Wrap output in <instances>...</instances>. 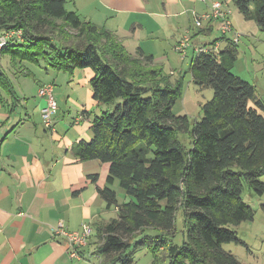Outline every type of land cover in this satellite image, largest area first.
Instances as JSON below:
<instances>
[{
    "label": "trees",
    "instance_id": "16d2710c",
    "mask_svg": "<svg viewBox=\"0 0 264 264\" xmlns=\"http://www.w3.org/2000/svg\"><path fill=\"white\" fill-rule=\"evenodd\" d=\"M67 2L0 0V38L22 33L20 41L11 39L0 49V88L13 97L14 69L44 62L69 75L92 70L94 101L115 103L94 118L92 139L75 147L80 160L109 165L107 186L97 190L117 216L97 229L103 264H133L131 249L147 245L168 264H241L223 245H244L236 228L255 220L243 198L245 187L264 195V101L253 84L233 73L237 45L193 55L192 82L214 95L191 123L173 112L186 74L154 66L142 52L130 54L111 32L68 11ZM231 2L264 32V0ZM181 133L190 136V148ZM115 185L127 201H118ZM179 214L181 244L173 241ZM150 231L156 233L135 242Z\"/></svg>",
    "mask_w": 264,
    "mask_h": 264
},
{
    "label": "crops",
    "instance_id": "0c3cea01",
    "mask_svg": "<svg viewBox=\"0 0 264 264\" xmlns=\"http://www.w3.org/2000/svg\"><path fill=\"white\" fill-rule=\"evenodd\" d=\"M214 1L218 0H70L69 4L70 11L83 21L116 36L130 54L136 56L142 52L152 56L154 66L163 67L175 76L186 71L192 82L189 70L195 49L211 46L214 41L219 44L220 52L231 46L229 38L222 34L219 21L203 22L201 27L194 24L193 15L209 12ZM220 1L231 11L233 27L242 39H255L263 32L231 0ZM187 33L192 41L184 66L186 62L175 47ZM249 48L254 56L258 54L252 45ZM2 63L9 66V59L4 58ZM32 65L27 63L26 70L18 68L11 73L16 88L13 97L0 88V264H103L104 259L96 250V233L113 219L104 217L113 208L104 210L105 203L97 189L107 186L109 165L82 161L76 154L77 143L90 141L93 136V119L87 111L83 113L91 119L89 124L83 120L75 124L77 114L72 120L64 121L66 111L71 114L75 105L71 101L73 94L78 92L81 108L85 107V87L93 71L77 70L69 75L48 69L46 77L33 82ZM25 78L26 87L18 88V80ZM57 81L61 83L59 86ZM48 83L54 84L59 106L53 117V131L43 125L41 110L46 100L38 96L39 88ZM57 91L60 93L56 97ZM59 101H64L66 106L60 109ZM94 175L98 177L96 181ZM115 186L112 188L118 194ZM261 220L264 229V216ZM59 223L70 231H79L84 223H91L93 237L78 251L79 257H72L68 243L54 236L53 228ZM250 230L253 232L252 225ZM263 238L264 234L259 237L261 240L258 236L254 240L262 244ZM242 241L245 244L241 246L247 251L242 261L264 264V248L259 252L252 240Z\"/></svg>",
    "mask_w": 264,
    "mask_h": 264
},
{
    "label": "rangeland",
    "instance_id": "374dc122",
    "mask_svg": "<svg viewBox=\"0 0 264 264\" xmlns=\"http://www.w3.org/2000/svg\"><path fill=\"white\" fill-rule=\"evenodd\" d=\"M70 0H68L66 8L68 11H70ZM235 9V8H233ZM194 20V18H193ZM73 42H75L73 40ZM57 44H60L57 42ZM249 45H252V48H254L255 51H257V55H253V50H250ZM176 50V49H175ZM237 50H238V60L235 63V67L233 69V73L239 77H241L243 80H246L250 82L251 84L255 85L257 88V92L261 99L264 101V32H261L259 36L255 39H248L246 37L241 38L240 43L237 45ZM189 51V50H188ZM177 52V51H176ZM263 52V53H262ZM178 53V52H177ZM179 54V53H178ZM180 55V54H179ZM181 58V55H180ZM182 61L185 60L186 63H184V66L187 65V56L186 59L181 58ZM5 66V65H4ZM8 68V67H7ZM32 72L34 73L35 79H31V81H36L40 80L41 77H46L47 70L49 71L55 70L58 71L54 68H52L48 64H44V62H41L40 65H32ZM6 69V68H5ZM7 70V69H6ZM81 71L80 69H78ZM77 71V70H76ZM92 71V70H90ZM8 72V70H7ZM57 73V72H56ZM58 73H65L62 71H58ZM186 74V80H185V89H184V95L180 97L177 102L174 105L173 112L177 116H188L191 123L196 122V120H200L202 116V104L206 103L207 101L211 100L214 95V91L212 88L209 87H204V88H199L196 86L194 83L191 82L189 73L184 72ZM61 74V75H63ZM48 76V75H47ZM92 78V77H91ZM27 78L25 79H20L16 83L18 88L21 87H26L27 83ZM57 81L56 86H59L61 83ZM53 84V83H52ZM54 85V84H53ZM77 85V83H76ZM87 90V99L86 102L84 103L85 107L81 108L82 102L80 100V97H78V92L76 94H73L71 97L72 104L74 103L71 107L72 113L69 114L68 111H66V118L64 121H70L72 120L73 115L78 117L79 115H85L83 111H87V114L91 117V119L94 120L96 116H100L103 111H112L114 109L115 103L109 104V105H97L93 99H92V88L90 85V82H87V85L85 87ZM91 90V92H90ZM60 91L56 92V97L59 95ZM80 94L82 95V92L80 90ZM55 96V94H54ZM28 101H30V95H27ZM82 98V96H81ZM60 103V109L62 108V105H65V102L59 101ZM81 108L79 110V107ZM69 109V107H68ZM77 110H79L77 112ZM61 115L58 116V118ZM75 117V118H76ZM90 118H85L83 121H86L87 124L90 123L89 120ZM93 122V121H92ZM44 125V124H43ZM88 126V125H87ZM45 127V126H44ZM180 139L183 141L185 146L187 148L191 147V138L188 134L184 133L180 135ZM260 180L264 183V175L261 176ZM115 189L118 191V201L120 203L124 202V199L126 198L124 191L120 189L118 185L115 186ZM243 198L246 203H248L256 212L255 215V220L252 222H244L242 223L239 227L236 228L238 231L239 238L241 240H252L253 244H255V247L259 249V252L264 248V243L260 244L259 242L255 241L254 238L264 234V229H262L263 224L261 226L260 222L262 221L261 218L264 216V195L258 196L254 194L251 190H249L248 186L245 187L244 193H243ZM105 203V211H108L107 204ZM112 209V208H111ZM117 212V211H116ZM114 210L112 209L111 212H108L104 217H108V220L110 218H115L117 215ZM263 222V221H262ZM253 227V232L250 230V227ZM183 218L182 215L179 214L178 219H177V232L175 237L173 238V241L177 244H181L183 240ZM259 232H261V235H259ZM156 232H148V234L145 235H140L135 239V242H138L145 238L147 235L152 236ZM264 239V238H263ZM254 246V245H253ZM243 246L235 244V243H230V244H224L223 248L235 255L241 263L245 264L242 260L246 258L247 251L246 249L242 248ZM83 248V247H82ZM264 251V249H263ZM131 253L133 254V264H168L167 261L164 260H157L153 253L150 251L149 246H144L141 249H131ZM164 253V252H163ZM165 255V253L163 254Z\"/></svg>",
    "mask_w": 264,
    "mask_h": 264
},
{
    "label": "built area",
    "instance_id": "2783aa9c",
    "mask_svg": "<svg viewBox=\"0 0 264 264\" xmlns=\"http://www.w3.org/2000/svg\"><path fill=\"white\" fill-rule=\"evenodd\" d=\"M205 2L206 0H201ZM231 11L227 8L225 2L214 1L211 5V9L204 15H193L194 24L196 27H201L203 22L219 21L221 23V31L225 39L229 38V41L233 45H238L241 41L242 35L239 31L233 27L232 20L230 18ZM20 41L22 39L21 31H13L0 38V49L9 40ZM191 36L187 33L181 41L175 47L176 51L184 59L187 56L188 49L191 46ZM218 53L220 52L219 44H213L211 46L199 47L195 49V55L201 53ZM38 96L46 100V106L41 110V116L44 126L47 129L54 130V115L58 111V102L54 96V85L52 83L42 85L38 90ZM83 115H79L75 124H79L83 120ZM1 231V228H0ZM53 234L56 237L64 239L69 247L72 257H79L78 251L82 247H86L89 244L93 234V227L91 223H84L79 231H70L63 223H59L53 228Z\"/></svg>",
    "mask_w": 264,
    "mask_h": 264
}]
</instances>
